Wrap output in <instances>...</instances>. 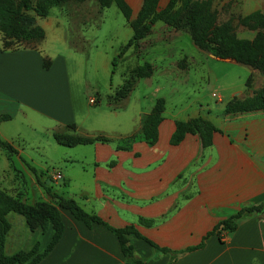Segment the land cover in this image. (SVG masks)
Here are the masks:
<instances>
[{
    "label": "crops",
    "instance_id": "0c3cea01",
    "mask_svg": "<svg viewBox=\"0 0 264 264\" xmlns=\"http://www.w3.org/2000/svg\"><path fill=\"white\" fill-rule=\"evenodd\" d=\"M165 2L158 0L162 6ZM248 3L254 5L252 10L264 14V0ZM69 6H52L46 16L36 18L43 29L36 45L3 47L0 33V113L10 114L0 120V139L16 149L9 152L0 146L6 170L11 171V164L34 182V174L25 168L27 161L22 157L25 128L50 136L53 132L106 136L112 140L63 145L71 149L60 151L62 170L54 169L61 172L66 189L50 187L51 191L72 197L114 227L132 223L139 233L170 249L198 243L220 219L241 205L262 203L260 210L238 216L233 230L221 229L222 236L212 231L200 247L173 259L170 252L154 253L150 244L134 234L129 235V241L143 260L141 264H264V112L247 111L227 118L224 102L235 89L226 96L218 91L214 104L201 94L186 92L183 79L169 65L185 52L176 47L183 33L164 29L165 33L150 37L154 27L158 29L161 24L155 21L146 40L165 46L150 57L154 61L152 75L138 78L121 104L114 107L107 101L99 107V115L90 117L86 100L90 91L99 88L80 80V59H92L94 68L99 64L109 76L113 55L98 46L104 19L97 3ZM85 8L89 12L84 14ZM109 32L112 37L116 35V31ZM130 33V27L123 31L114 53ZM187 53L197 54L205 70L214 59L195 48ZM69 57L77 59L71 71ZM43 58L48 59V65L42 64ZM256 71L259 77L261 71ZM141 85L144 93L131 100L133 90ZM260 86L258 81L257 90ZM111 87L108 82L106 93ZM159 95L164 98V108L155 142L135 140L128 148H116L114 140L136 132L140 114L148 112ZM198 115L216 127L209 145L202 146L199 135L191 132H185L177 143L169 142L175 119ZM87 156L91 159L85 161ZM36 190L47 199L42 188ZM57 207L61 232L51 248L32 264H123L118 239L111 230L98 222L87 226L67 208ZM24 232H29V240L17 232L9 246L21 240L28 248L37 240L40 250L49 241L52 228L50 224L44 231L25 227Z\"/></svg>",
    "mask_w": 264,
    "mask_h": 264
},
{
    "label": "trees",
    "instance_id": "16d2710c",
    "mask_svg": "<svg viewBox=\"0 0 264 264\" xmlns=\"http://www.w3.org/2000/svg\"><path fill=\"white\" fill-rule=\"evenodd\" d=\"M62 1L65 0H34L32 2L30 0H0V33L3 47H7L12 43L14 38L16 40L18 35L22 33L41 37L43 29L35 22V17L45 16L51 6L59 4ZM96 1L101 6L114 4L131 27L129 37L119 45L118 51L111 57V71L125 49L135 40L145 36L156 20H161L176 26L188 24L190 26V36L196 45L205 48L216 56H229L248 63L259 69L264 75V31L256 30L250 38L236 36L229 30L227 22L216 23L215 11L209 5L210 0H166L165 4L160 8H158V0H142L133 19H130L131 8L126 0ZM178 1L180 3L177 4ZM247 18H252L255 20L256 25L261 26L262 29L264 28V14L260 10L255 9L242 16V19ZM48 62V59H42L44 66L48 65ZM141 74L143 73L138 75ZM125 83L124 88H121L122 84L120 87H117L116 91L108 94V99L123 97V90L125 88L128 90L131 87L130 81L127 80ZM163 108L164 99L156 97L150 110L141 113L138 130L115 139V147L128 148L135 140H143L147 144L155 142L157 138V124L161 120ZM254 110L264 112V81L253 96L244 99L234 97L226 101L223 106V112L226 114ZM9 117L10 114L8 113H0V120H5ZM215 129L216 127L209 120L199 115L188 117L184 120L175 119L174 129L169 137V142L177 143L185 132H191L199 135L202 146H207L211 143V133ZM52 136L61 145L81 144L94 140H112L102 135L83 136L66 132H53ZM0 146L9 152H16L12 144L6 140L0 139ZM112 161V159L109 160L108 164H111ZM30 169L35 175L37 174L33 167H30ZM42 186L46 192L58 199L56 204L44 200L37 201L35 204H27L0 187V264H32L51 248L62 229L57 206L67 208L87 226H90L92 222H98L111 230L118 239L120 251L124 257L123 264H141L143 262L133 251V247L129 241L130 234L144 239L150 244L154 253L170 252L173 259L183 252L200 247L203 239L212 231H215L218 236L221 229L233 230L238 216L249 211L260 210L262 207V203L241 205L231 214L220 219L211 230L202 236V239L198 243L178 249H170L157 245L139 233L132 223L114 227L104 221L95 212L86 211L72 197L59 195L55 191H51L48 186L43 184ZM8 212L21 214L30 230L38 227L41 231H44L48 224H50L52 228L51 237L42 249L38 250V241L35 240L27 249H17L11 253L4 251L5 234L10 227V222L6 218ZM140 220L144 222L143 219Z\"/></svg>",
    "mask_w": 264,
    "mask_h": 264
},
{
    "label": "rangeland",
    "instance_id": "374dc122",
    "mask_svg": "<svg viewBox=\"0 0 264 264\" xmlns=\"http://www.w3.org/2000/svg\"><path fill=\"white\" fill-rule=\"evenodd\" d=\"M32 1L34 0H30V2ZM91 1H95L97 3L99 9L102 11L101 16L104 19V26L102 29L103 32L98 38V46L101 47L102 50L107 51L109 56H112L118 51L117 49V51L114 53V49H116L119 42H121L119 40L123 39V31H127V29L130 27L129 23L125 21L123 15L114 4L111 3L108 6H101L96 0H65L51 7L56 8L57 6L67 4L70 5L69 7L71 8L73 4ZM141 1L142 0H132V3L129 4L126 0L131 8L130 19L135 18ZM246 2L249 4L248 6L245 5ZM248 2L249 0H210L209 5L215 11V21L217 24L227 22L229 25V30L236 36L251 37L256 32V30L264 31V28L262 29L261 26L256 25L255 20L252 18L242 19V16L252 11V8L254 7V5H250ZM178 3H180V1H178L177 4ZM161 6V4H158V8ZM87 12H89L87 8L82 10V13L84 14ZM36 18L37 17H35V22L37 23ZM156 21L161 24L158 26V29L154 27V31L150 37L154 38L160 35L162 32L165 33L166 31L164 29H172V32L180 31L183 33L180 39L176 40V47L179 46L185 52L183 55L172 61L169 65L173 68V71L176 72V76H178L180 79H183L184 84L182 86L180 83V85L184 90H186V92L188 91L189 94H201L203 98L206 99L210 104H214L218 91L226 96L230 90L235 89V93L229 95L225 99L226 102L234 97L237 99L249 98L256 93L258 81L260 85H262L264 81V75L260 73V76L258 77L255 67L229 56H216L205 48L196 45L190 36V26L188 24L176 26L165 23L161 20ZM109 31H116V35L113 37L110 36L111 32ZM147 34L142 38L135 40L125 49L123 54L119 57L113 70L109 73V76L106 74V71L103 73L99 64H96V68H94L91 62L92 59L81 57L79 74L80 80L82 83H85L87 80L92 85L99 88L97 91H90L88 95V97L91 95L96 98L99 96L95 103H89L86 100L87 110L89 113H91L89 114L90 117L99 115L97 114L100 113L98 112L100 109L99 107H101V105L105 104L107 101L114 107L121 104L135 85V82L138 78L152 75L154 61L151 60L150 57L163 46H165V43L158 41L149 42L152 39L146 40V37L148 36ZM42 36L37 37L33 34L30 35L27 33H22L18 35L16 40L14 38L12 43H10L7 47L36 45ZM194 48L197 51L204 53L206 56H211L214 58L210 59V64L207 65L208 70L201 68V64L198 62L199 56H197V54H192V56H190V54L187 53L189 51H194ZM76 61L77 59L75 58H67V65L70 68V71L72 67L74 68L76 66ZM108 67L111 68L110 63ZM147 71L148 73H146ZM140 73L143 74L138 75ZM207 76H209V79ZM127 80L130 81L131 87L128 90H126V88L123 90V97L108 99V94H111L112 91H116L117 87H120L122 84L123 85L121 88H124L126 84L125 82ZM108 82L110 85H112V87L106 93ZM95 92H97L98 95ZM143 93V86H137L133 90L130 99L132 100L134 99L132 97L135 95L140 96ZM156 97L163 98L160 95ZM155 98L153 99V102ZM129 103L130 105L132 104V102ZM238 113H225V115L227 118H229L231 115ZM122 114L123 113L121 112L120 115ZM25 130L26 131H24V133L26 134V139H24L23 143L21 144L22 157H24L25 161H27V164L24 165L25 168H28L31 171L30 167H33L37 173L35 175V173L31 171L34 174V180H32L34 182H30L31 179L26 176V174L23 173L20 168H17L11 164L9 165L11 171L6 170L7 168L3 166V161L0 156V187L9 192L11 195L20 198L24 203L27 204H35L37 201L41 200L50 201L56 204L58 199L46 192L42 184L48 186L49 188L55 187L60 190L66 189V187L62 185L61 179H53L51 174L54 167H59L62 170V163L59 159L61 156L60 151L71 148H67L66 146L56 143L52 136L47 135L44 132L31 131L27 128H25ZM75 147H85V149L87 148V146L84 145H77ZM89 159L91 158L87 156L85 161H88ZM30 183L31 185H29ZM38 186L46 193L45 196L47 199H43L42 194L36 190V187ZM6 218L10 222V227L5 234L7 237V244L4 248V251L6 253H11L17 249H27V243L21 240L16 243L15 246H9V242L16 237L17 232L19 234L22 233L25 238L29 233L24 232V229L27 227V225L23 216L15 212H8L6 214ZM26 239L29 240V236Z\"/></svg>",
    "mask_w": 264,
    "mask_h": 264
},
{
    "label": "built area",
    "instance_id": "2783aa9c",
    "mask_svg": "<svg viewBox=\"0 0 264 264\" xmlns=\"http://www.w3.org/2000/svg\"><path fill=\"white\" fill-rule=\"evenodd\" d=\"M96 100H97V98L94 96H91V95L87 99V101L89 103H95ZM51 176L53 179H60L61 178V172L58 169L53 168ZM219 236H222V235L219 233Z\"/></svg>",
    "mask_w": 264,
    "mask_h": 264
}]
</instances>
